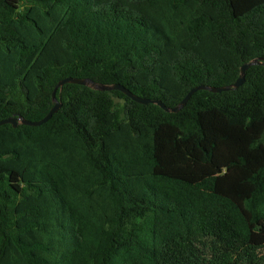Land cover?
Returning a JSON list of instances; mask_svg holds the SVG:
<instances>
[{
	"label": "trees",
	"instance_id": "16d2710c",
	"mask_svg": "<svg viewBox=\"0 0 264 264\" xmlns=\"http://www.w3.org/2000/svg\"><path fill=\"white\" fill-rule=\"evenodd\" d=\"M264 62V0H0V121L67 77L176 106ZM0 126V264H264V67L178 113L66 84Z\"/></svg>",
	"mask_w": 264,
	"mask_h": 264
},
{
	"label": "water",
	"instance_id": "95a60500",
	"mask_svg": "<svg viewBox=\"0 0 264 264\" xmlns=\"http://www.w3.org/2000/svg\"><path fill=\"white\" fill-rule=\"evenodd\" d=\"M257 65H261L264 67V62H262L261 60L255 59L249 63L243 64L240 68V73H239L237 80L233 84H231L230 86L212 87V86H206V85H199V86L192 88L191 90H189L187 92L185 97L176 106H174L172 108L167 107L160 100H151V99L138 97V96L132 94L129 90H127L125 87H123L120 84H112V85L97 84V83H95L89 79H78V78L67 77L65 79L60 80L56 84V86L54 87V90L52 92L53 106L44 118H42L39 121H29V120H25L23 118L10 117V118L1 120L0 126L9 124L13 128H16L18 125L38 127V126L45 124L61 108V103L56 99L55 94H56L57 90H61V88L66 84L86 86L92 90L99 91V92L118 91L137 104H140V105H148V104L156 105L166 113L175 114V113H178L181 109H183L184 106L187 104V102L192 97V95L198 91H208L210 93L219 94L222 92H227V91L238 89L245 82V73L248 70V68H250L251 66H257Z\"/></svg>",
	"mask_w": 264,
	"mask_h": 264
}]
</instances>
